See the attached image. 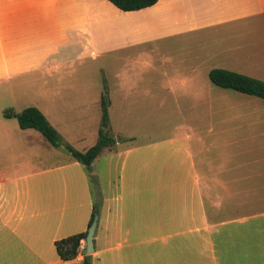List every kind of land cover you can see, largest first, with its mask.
Masks as SVG:
<instances>
[{
    "label": "crops",
    "instance_id": "crops-1",
    "mask_svg": "<svg viewBox=\"0 0 264 264\" xmlns=\"http://www.w3.org/2000/svg\"><path fill=\"white\" fill-rule=\"evenodd\" d=\"M244 24L264 32V0H158L133 12L107 0H0V86L190 33L236 34ZM219 42L205 61L207 76L222 69L264 82V39L248 53ZM181 84L169 92L194 91L186 98L202 108L219 109L241 94L214 85L213 97L208 88ZM35 108L54 128L48 112L58 107ZM178 138L184 143L167 138L126 153L125 173L103 197L91 264H264V154L250 153L244 167L218 145L212 168L201 137L198 161L186 135ZM14 142L2 129L0 157L13 153ZM73 179L79 185L54 169L0 166V264H82L83 251L63 261L55 249L56 241L87 231L93 212L87 179Z\"/></svg>",
    "mask_w": 264,
    "mask_h": 264
},
{
    "label": "rangeland",
    "instance_id": "rangeland-1",
    "mask_svg": "<svg viewBox=\"0 0 264 264\" xmlns=\"http://www.w3.org/2000/svg\"><path fill=\"white\" fill-rule=\"evenodd\" d=\"M263 39L262 26L252 29L249 24L241 25L236 34L216 30L190 33L172 41H154L142 44V48L65 64L41 74L45 77L41 80L18 78L8 90L0 86V132L5 129L15 139L13 153L0 157V166L54 169L76 184L80 179L74 177L87 179L93 205L99 202L100 220L105 212L103 197L115 192L125 173L121 169L123 159L130 150L173 137L183 144L178 137L186 135L198 161L201 137V151L209 167L214 166L218 145L222 152H232L239 166L249 167L253 160L245 157L264 154V100L235 94L236 100L219 109L214 103L202 108L186 98L198 93L169 92V87L178 89L185 81L192 88H208V95L214 97L217 88L208 79L205 61L215 54L217 41L222 45L226 42L224 48L237 42L240 53H248L259 49L258 41ZM104 92L111 100L110 125L116 146L103 151L87 170L72 159L66 146L84 152L95 144ZM36 106L44 110L58 107L48 114L60 133V146H51L37 131L21 130L16 118L4 117L5 111L20 112Z\"/></svg>",
    "mask_w": 264,
    "mask_h": 264
},
{
    "label": "trees",
    "instance_id": "trees-1",
    "mask_svg": "<svg viewBox=\"0 0 264 264\" xmlns=\"http://www.w3.org/2000/svg\"><path fill=\"white\" fill-rule=\"evenodd\" d=\"M116 8L123 12L139 11L149 8L157 3L158 0H107ZM209 81L220 88L232 90L241 94L254 96L264 100V82L243 76L234 72L213 69L208 74ZM109 105L107 93L104 92L100 99L101 118L97 132L96 142L93 146L84 152L74 150L70 146H66V150L72 159L90 170L93 161L98 158L103 151L111 149L115 146V137L111 134V126L109 120ZM5 118H16L18 126L21 130L32 129L41 134V136L51 146L58 147L61 145L58 132L50 125L45 116L35 107L25 108L18 114L11 111L4 112ZM99 202L93 205V212L88 224V228L92 224L95 214L98 213ZM87 231L76 234L65 239L55 242V249L59 258L63 261H70L76 258L79 253L81 241H84ZM84 258L82 264H91V257L82 252Z\"/></svg>",
    "mask_w": 264,
    "mask_h": 264
},
{
    "label": "water",
    "instance_id": "water-1",
    "mask_svg": "<svg viewBox=\"0 0 264 264\" xmlns=\"http://www.w3.org/2000/svg\"><path fill=\"white\" fill-rule=\"evenodd\" d=\"M97 221H98V215L95 214L94 219L92 221V224L90 225V227L87 230V236L85 239V254L87 256L91 255L94 251L93 248V237H94V233L96 230V226H97Z\"/></svg>",
    "mask_w": 264,
    "mask_h": 264
},
{
    "label": "built area",
    "instance_id": "built-area-1",
    "mask_svg": "<svg viewBox=\"0 0 264 264\" xmlns=\"http://www.w3.org/2000/svg\"><path fill=\"white\" fill-rule=\"evenodd\" d=\"M82 243L79 246V251H84L85 250V244L83 241H81Z\"/></svg>",
    "mask_w": 264,
    "mask_h": 264
}]
</instances>
